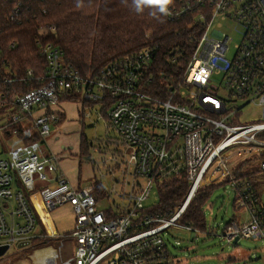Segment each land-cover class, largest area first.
I'll return each instance as SVG.
<instances>
[{
	"label": "built area",
	"instance_id": "built-area-1",
	"mask_svg": "<svg viewBox=\"0 0 264 264\" xmlns=\"http://www.w3.org/2000/svg\"><path fill=\"white\" fill-rule=\"evenodd\" d=\"M161 7L167 21L195 13L201 26L179 80L163 95L147 92L150 46L109 61L92 76L81 75L50 42L41 45L44 77L31 69L19 75L0 70V132L12 136L6 152L0 147V244L59 237L47 212L69 204L73 257L57 262L61 243L43 245L49 252L39 264H173L163 232L171 225L205 231L178 219L202 185L225 183L245 210L242 220L223 228L226 241H264V198L250 177L228 167L253 154L264 175V0H173ZM216 18L241 27L230 55L221 23L212 28ZM63 101L76 103L79 121L88 127L101 121L103 128L87 140L93 176L77 186L59 169L58 154L45 147ZM248 103L260 108V121H235ZM34 174L50 185L35 189ZM179 175L189 189L171 216L144 206L153 189Z\"/></svg>",
	"mask_w": 264,
	"mask_h": 264
},
{
	"label": "trees",
	"instance_id": "trees-1",
	"mask_svg": "<svg viewBox=\"0 0 264 264\" xmlns=\"http://www.w3.org/2000/svg\"><path fill=\"white\" fill-rule=\"evenodd\" d=\"M163 1L141 3L138 11L133 0H0V62L8 63L7 75L31 69L34 76L44 77L46 60L41 45L50 42L81 75L92 76L109 61L150 46L154 58L146 77L151 79L147 92L163 95L179 80L201 33L195 13L167 21L160 11ZM15 5L18 13L13 15ZM43 83L29 82L24 88ZM87 152V139L82 134L79 156ZM218 185H202L179 222L205 229L203 204ZM188 189L184 175L170 177L158 188V203L150 210L171 216L183 203Z\"/></svg>",
	"mask_w": 264,
	"mask_h": 264
},
{
	"label": "rangeland",
	"instance_id": "rangeland-1",
	"mask_svg": "<svg viewBox=\"0 0 264 264\" xmlns=\"http://www.w3.org/2000/svg\"><path fill=\"white\" fill-rule=\"evenodd\" d=\"M217 22L221 23V31L225 32L229 37L227 54L230 55L234 46L240 42L241 27L232 21L216 18L212 28L216 26ZM4 70L7 71L9 68H5ZM65 108L66 114L69 115L72 112L73 106L67 104ZM232 118L241 123L260 121V108L248 103ZM80 122L83 125V129H80L81 131L74 125H64L58 143L66 148L70 146L75 148L79 141L80 132H82L87 140L94 135L103 133L101 121L95 127H88L87 124L82 121ZM11 139V135L0 132V147L4 152L8 150ZM65 151L67 150L65 149ZM255 158L256 155L248 154L230 162L228 167L233 172L247 174L264 198V175L259 168V162ZM80 173L81 175L86 174V168L83 163H81ZM48 185H50L48 182L38 181L37 175L34 174L35 189ZM157 203L158 192L155 188L151 191L144 206L150 208ZM244 213L245 210L243 208L236 207L234 192L230 190L228 184H219L213 187L203 204V215L206 222L205 231L195 232L171 225L163 232L171 254V262L173 264H264L263 240L241 237L235 243H228L223 236L225 225L232 221L239 222L245 217ZM46 221L56 230L59 237L50 236L46 242L34 239L28 245L20 248L16 244H13L5 253L0 255V264H33V253L35 250L40 249L43 245H50L56 249L59 243H61L60 257L56 261L59 262L60 260L73 257L74 239L69 234L74 221L71 206L63 204L50 209L47 212ZM213 232L215 235L212 234Z\"/></svg>",
	"mask_w": 264,
	"mask_h": 264
},
{
	"label": "crops",
	"instance_id": "crops-1",
	"mask_svg": "<svg viewBox=\"0 0 264 264\" xmlns=\"http://www.w3.org/2000/svg\"><path fill=\"white\" fill-rule=\"evenodd\" d=\"M67 104H71L73 106V109H71L72 112L69 115L66 114L65 105ZM60 107L62 108L63 112L61 113L59 122L52 126L51 133L46 140L45 147L47 150L53 151L58 154L59 169L63 172L66 179L72 185H82L89 182L93 176V169L91 167V164L87 161L86 155L81 157L79 156L82 132H80V136L78 135L79 141L77 142V146L75 148H73L72 146L66 148L62 144H59L58 141L60 136L62 135L61 133L63 131L64 125H74L79 128V130L83 129V125L79 121L76 103L71 101H63L61 102ZM65 149L67 151H65ZM81 163H83L86 168V174L84 175H81L80 173Z\"/></svg>",
	"mask_w": 264,
	"mask_h": 264
},
{
	"label": "bare ground",
	"instance_id": "bare-ground-1",
	"mask_svg": "<svg viewBox=\"0 0 264 264\" xmlns=\"http://www.w3.org/2000/svg\"><path fill=\"white\" fill-rule=\"evenodd\" d=\"M48 252H49V250H47V249L35 250L34 254H33L34 264H39L42 261L43 256Z\"/></svg>",
	"mask_w": 264,
	"mask_h": 264
},
{
	"label": "clouds",
	"instance_id": "clouds-1",
	"mask_svg": "<svg viewBox=\"0 0 264 264\" xmlns=\"http://www.w3.org/2000/svg\"><path fill=\"white\" fill-rule=\"evenodd\" d=\"M133 2L137 5V10L139 11V5L141 3H147V4H151L154 2H157V0H133ZM165 4L170 3L171 0H164ZM161 12H166V7H161L160 8Z\"/></svg>",
	"mask_w": 264,
	"mask_h": 264
},
{
	"label": "water",
	"instance_id": "water-1",
	"mask_svg": "<svg viewBox=\"0 0 264 264\" xmlns=\"http://www.w3.org/2000/svg\"><path fill=\"white\" fill-rule=\"evenodd\" d=\"M29 242L28 241H23L17 244V247H23L28 245ZM8 249V245L7 244H0V255H2L3 253H5V251Z\"/></svg>",
	"mask_w": 264,
	"mask_h": 264
}]
</instances>
